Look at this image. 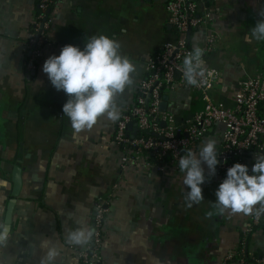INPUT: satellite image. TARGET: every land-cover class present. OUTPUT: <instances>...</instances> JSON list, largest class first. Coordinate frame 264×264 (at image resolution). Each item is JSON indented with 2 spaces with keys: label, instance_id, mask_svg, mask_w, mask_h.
<instances>
[{
  "label": "crops",
  "instance_id": "obj_1",
  "mask_svg": "<svg viewBox=\"0 0 264 264\" xmlns=\"http://www.w3.org/2000/svg\"><path fill=\"white\" fill-rule=\"evenodd\" d=\"M167 1L54 0L50 44L43 46L36 69L27 73L24 49L35 0H0V220L15 200L10 240L0 249V264H39L44 239L62 248L56 264H79L82 249L64 245L65 233L77 220L93 227L96 207L103 201L108 204L102 264H226L225 257L237 252L241 231L252 215L226 212L207 217L220 185L217 172L210 176L202 165L204 201L188 208L184 197L190 189L183 185L182 172L161 175L139 165L122 171V151L113 142L116 122L101 117L92 130L74 136L63 113L68 97L42 70L46 59L58 56L67 44L83 49L87 37L99 34L118 39L136 68V84L116 98L124 113L135 102L148 58L176 39L167 24ZM261 10L264 4L258 0H212L200 6L205 28L188 36L192 49L201 47L211 32L218 37L205 60L220 73L209 95L227 108H233L241 83L260 69L262 41L247 37ZM145 23L149 30L143 35L139 29ZM164 96L178 125L204 105L201 94L185 89ZM223 131V126H213L195 151L209 138L217 140L218 151ZM254 163L255 155L249 154L250 175ZM15 168L21 170L16 197ZM247 250L264 256V220L249 235Z\"/></svg>",
  "mask_w": 264,
  "mask_h": 264
},
{
  "label": "built area",
  "instance_id": "obj_2",
  "mask_svg": "<svg viewBox=\"0 0 264 264\" xmlns=\"http://www.w3.org/2000/svg\"><path fill=\"white\" fill-rule=\"evenodd\" d=\"M212 0H168L167 24L175 31L174 42L166 43L160 51L150 56L145 66V76L137 85L134 104L116 122L114 144L122 151L120 169L139 165L154 169L158 174L179 170L178 161L185 150H195L199 142L215 125L224 128L222 144L218 153L217 181L221 183L227 169L235 163L247 164L249 154H264V41L261 43V66L254 77L245 79L235 94L233 108H227L210 98V91L220 78V73L207 67L212 75L208 84L201 87L187 86L183 76V59L192 48L188 36L192 31L206 26V16L200 6ZM264 4V0H258ZM54 0H35V14L25 42L24 68L33 72L43 46L50 44V10ZM218 42L214 33H209L201 48L204 59L211 54ZM178 74V77H177ZM185 89L203 97V108L192 118L178 125L168 111L162 112L160 105L163 93ZM132 127L129 128V125ZM164 124V126L162 125ZM226 161V162H225ZM117 185L113 186L116 190ZM107 202H100L93 218L95 236L86 249L78 253L79 264H102L103 224L107 214ZM264 215H252L241 231L240 245L235 254L227 255L224 263L264 264V256L249 254L247 241L250 234L263 223Z\"/></svg>",
  "mask_w": 264,
  "mask_h": 264
},
{
  "label": "clouds",
  "instance_id": "obj_3",
  "mask_svg": "<svg viewBox=\"0 0 264 264\" xmlns=\"http://www.w3.org/2000/svg\"><path fill=\"white\" fill-rule=\"evenodd\" d=\"M259 19L250 29L248 39L264 41V10L257 13ZM205 50L195 46L183 59V76L187 86L201 87L208 84L212 72L204 59ZM43 72L57 91H63L68 99L63 105L64 116L70 120L73 135L90 131L101 117L113 123L119 121L123 105L117 103V96L136 84L133 74L135 65L129 56L122 52L121 42L105 34L92 35L85 39L83 49L67 44L60 54L51 55L43 64ZM217 140L209 138L198 150H185L178 161L183 175V185L190 191L185 193L188 208L204 201L201 185L205 183L207 165L209 175L216 174L220 164ZM226 162V161H225ZM249 174L245 164L235 163L227 169L226 178L215 192L216 201L211 202L214 214H244L259 218L264 215V154H255V163ZM75 228H69L63 244L86 249L91 245L95 230L83 220L76 221ZM11 225L0 220V249L8 246ZM43 255L39 264H56L62 248L49 239L41 241Z\"/></svg>",
  "mask_w": 264,
  "mask_h": 264
},
{
  "label": "water",
  "instance_id": "obj_4",
  "mask_svg": "<svg viewBox=\"0 0 264 264\" xmlns=\"http://www.w3.org/2000/svg\"><path fill=\"white\" fill-rule=\"evenodd\" d=\"M177 77H178V74H177ZM160 110L162 112L167 111V97L166 96L163 97V101L160 105ZM162 125L164 126V124ZM131 127H132V124L129 125V128ZM20 171L21 170H19V168H15L13 171V175H12V183H13L12 196L14 197L18 195L19 189L21 186V176H20L21 172ZM14 203H15V200L12 199L7 205L4 221L7 222L8 224H11V214H12Z\"/></svg>",
  "mask_w": 264,
  "mask_h": 264
},
{
  "label": "rangeland",
  "instance_id": "obj_5",
  "mask_svg": "<svg viewBox=\"0 0 264 264\" xmlns=\"http://www.w3.org/2000/svg\"><path fill=\"white\" fill-rule=\"evenodd\" d=\"M139 30H140V33H143V35L147 34L146 31L149 30V25L147 23H145V24H143V27H141Z\"/></svg>",
  "mask_w": 264,
  "mask_h": 264
},
{
  "label": "trees",
  "instance_id": "obj_6",
  "mask_svg": "<svg viewBox=\"0 0 264 264\" xmlns=\"http://www.w3.org/2000/svg\"><path fill=\"white\" fill-rule=\"evenodd\" d=\"M166 94V92L163 93V96Z\"/></svg>",
  "mask_w": 264,
  "mask_h": 264
},
{
  "label": "flooded vegetation",
  "instance_id": "obj_7",
  "mask_svg": "<svg viewBox=\"0 0 264 264\" xmlns=\"http://www.w3.org/2000/svg\"><path fill=\"white\" fill-rule=\"evenodd\" d=\"M153 1V0H150V2ZM152 3V2H151Z\"/></svg>",
  "mask_w": 264,
  "mask_h": 264
}]
</instances>
